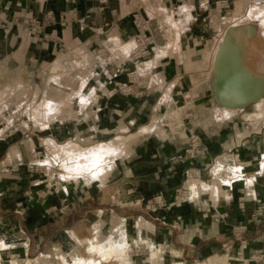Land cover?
I'll list each match as a JSON object with an SVG mask.
<instances>
[{"label":"rangeland","instance_id":"374dc122","mask_svg":"<svg viewBox=\"0 0 264 264\" xmlns=\"http://www.w3.org/2000/svg\"><path fill=\"white\" fill-rule=\"evenodd\" d=\"M186 10H190L189 7ZM186 10L184 8L180 12L187 13ZM209 10L211 16L202 17L188 13L177 16L174 11L173 17L159 10L147 15L135 13L136 33L132 37L106 33L100 45L91 49L72 48L46 59L26 47H30L32 41L26 29L13 34L10 48L6 51L7 58H0V184L6 189L14 184L24 186V200L33 195L27 192V187L33 183L63 195L71 185L74 188L89 185L108 190L123 178L120 176L125 174L131 154L146 133L172 130L178 134L182 131L178 125L174 128L176 125L169 121L163 110L140 127L129 119L119 128H104L106 117L102 114L106 109L103 103L112 97L105 89L112 74L108 66L114 64L119 71L148 73L154 80L149 91L158 93L165 90V81L157 75L156 61L165 56L187 60L188 70L194 71L195 77L201 81L207 75L214 79L216 115L231 117L232 129L227 131L237 138V149L242 142L249 140L246 148L254 149L256 154L253 162L256 166L251 172L246 171L245 163L239 165L234 160L229 166L215 163L202 178H195L199 186V192L196 189L198 193H195L199 197L197 205L205 206V200L210 199L208 197L212 200L221 195L228 197L234 182H248L250 179L253 183L254 178L264 177V77L249 68L258 72L264 66V0H213ZM256 13L258 17L254 16ZM139 34L150 39L151 53L137 61L130 58V53ZM250 36L254 39L251 40ZM243 45L249 49V55L244 53ZM2 51L3 55L5 52ZM154 58L156 60L152 61ZM145 126L151 129L142 134L140 131ZM100 144L109 145L115 151L102 159L99 166L104 169L102 174L76 176L72 173L64 176L68 174L66 165L71 168L87 163L85 155ZM202 182L206 183L205 186L217 185L218 195L204 189ZM102 211L101 217L96 211L90 213L97 221L84 224L86 229L94 227L101 230L98 240H77L71 232L74 247L68 256L45 257L38 254L23 258L19 254L18 259L13 257L18 253H13L10 239L9 246L2 252L0 264H11L12 259L19 260L20 264L29 259L32 264H81L84 260L80 262L77 257L81 254L98 260L99 254L91 248L92 243H105L109 233L116 237L114 228L118 218L124 219L132 264H163V256L169 258L164 245L150 240L159 249L155 257L150 258V248L139 242V238L149 241L144 238L146 234L141 228L145 224L143 219L128 220L118 211ZM134 226L140 227L139 230ZM3 231L0 227V239ZM37 256H40L37 261L32 260ZM168 264L197 263L172 260Z\"/></svg>","mask_w":264,"mask_h":264},{"label":"crops","instance_id":"0c3cea01","mask_svg":"<svg viewBox=\"0 0 264 264\" xmlns=\"http://www.w3.org/2000/svg\"><path fill=\"white\" fill-rule=\"evenodd\" d=\"M212 2L0 0V58H7L12 35L22 28L32 38L30 47H26L46 59L72 48L91 49L100 45L106 33L132 37L136 33L135 13L147 15L159 10L169 16L173 11L177 16H211L209 5ZM187 7L190 10H186ZM184 8L188 14L180 12ZM2 50L5 52L3 55ZM156 62L155 69L159 78L165 81V90L158 93L147 90L140 98L126 96L116 87V82L127 83L132 71H119L116 65L109 64L108 71L112 74H109L105 89L112 97L103 103L106 109L102 114L106 117L103 126L119 128L132 119L135 126L140 127L163 110L169 121L176 125L174 128L179 126L182 131L178 134L172 130L146 133L131 154L125 174L120 176L125 180L119 178L108 190L89 185L74 188L71 185L63 195L33 183L27 187V192L33 195L24 200V186L14 184L6 189L0 184V227L5 230L3 236L9 233L13 238V253L23 258L38 254L45 257L68 256L74 247L70 233L88 214L106 210L111 213L118 211L128 220L143 219L144 238L167 246L169 258L163 256V264L172 260L197 264H264V218L252 220L258 206L253 198L257 196L264 200L263 175V178H254L253 183L234 182L226 198L221 195L212 200L207 196L210 199L205 200V206L188 202L168 205L177 188L186 183L187 169L194 168L195 176L202 178L215 163L229 166L234 161L233 153L238 151L241 161L246 164V171L251 172L256 166L253 164L256 154L254 149L246 148L249 140L242 142L237 149V138L227 131L232 129L231 117L216 115L212 77L207 75L205 80H199L194 71L188 70L187 60L175 56H165ZM134 89L138 91L139 88L135 85ZM178 116L181 120L177 119ZM191 133L200 137L208 153L195 159H182L180 156L188 146ZM157 194L163 195L167 205L149 209L148 201ZM241 199L244 200L243 205H240ZM241 225L247 227L245 242L236 236ZM174 249L178 254H173Z\"/></svg>","mask_w":264,"mask_h":264},{"label":"bare ground","instance_id":"6f19581e","mask_svg":"<svg viewBox=\"0 0 264 264\" xmlns=\"http://www.w3.org/2000/svg\"><path fill=\"white\" fill-rule=\"evenodd\" d=\"M254 16L258 17L257 13ZM250 38H251V40L254 39L251 36H250ZM243 51L247 55L250 54L249 52H247V51H249V49L245 48L244 45H243ZM261 65L263 66L262 63H261ZM249 68L254 73H257V74H259V75L264 77V66L261 67V69L258 72H255L252 69V67H250V66H249ZM258 80H259V78H258ZM47 108L50 109V107H47ZM149 127L150 126L143 127L142 131H140V132H142V134L146 133L147 131H149L151 129V127L150 128ZM113 152H115L114 148L110 147L109 145H105V144L104 145H102V144L97 145V147H95V149L88 151V153L85 155V157L87 158V163L82 164V165H77V166L71 167V168H69V166L66 165L65 169H67L66 171H68L67 172L68 174L64 175V176L67 177L68 175H70L72 173H74V175H76V176H79V175L80 176H82V175L85 176L87 174L90 175L91 173L98 176V174H100V173L102 174L103 171H104L103 167H101V168L99 167L101 165L102 159L104 157H106L107 155L113 153ZM216 167L219 168L218 165ZM216 167H215V170L217 172L218 169ZM262 172L264 173V163L262 164ZM226 180H228V179H226ZM248 181L251 182L250 179H248ZM186 184H188V187H190L191 190L194 193H196L197 191L199 192V189H198L199 186H198V181L197 180L196 181L194 179L193 180H189V181H187ZM202 184H204V185H201L202 187H204V189H209L212 193H215L216 196L218 195V187H217V185L214 184L213 186H211V185L207 184L208 186H205L206 183H203V182H202ZM196 189H197V191H196ZM96 213L98 214L97 216L100 215V217H101V215L103 214V211L102 210H97ZM123 220H124L123 218H120V219L118 218V221H116V225H115V228H114V231L116 233V237L118 236V239H116V237H114L112 233H109L105 243H101L100 241H98L96 243H92V247L91 248L94 250V252L97 255L99 254V259L96 260V259H93L91 257L86 258L85 255H83V254L77 255V257H78L80 262H82L84 260L81 264H103V263L132 264V261H131V258H130V250H129L130 248H129L128 244L126 243V238H125L126 234H127V229L125 228ZM95 221H97V220L95 219L94 215H92V214H90L85 219H83L81 224H79L72 231L73 235L78 238L77 240H80V239L84 240V239H88V238L91 239V240H98L101 230L95 229L94 227H89L87 229L84 227L85 226L84 224L95 222ZM82 234H84L85 236L82 237L81 236ZM10 239H11V237H10L9 234L8 235H4L0 239V262L2 260V252L5 251L7 249V247L9 246L8 243H10L9 242ZM139 242L145 244L146 248H150V253H151L150 258L155 257V255L159 252L158 246L154 247V244L150 243V241H147L145 239L139 238ZM173 254H175V255L178 254L176 249L173 250ZM27 261H28L27 262L28 264H32L33 263V261H31V259H29ZM65 262H66V260H65ZM11 264H20V262L17 259H15V260L12 259V263ZM200 264H201V262H200Z\"/></svg>","mask_w":264,"mask_h":264},{"label":"built area","instance_id":"2783aa9c","mask_svg":"<svg viewBox=\"0 0 264 264\" xmlns=\"http://www.w3.org/2000/svg\"><path fill=\"white\" fill-rule=\"evenodd\" d=\"M51 13V12H50ZM151 41L148 37L144 36L143 34H139L136 36V45L132 49L130 53V58L133 60H140L146 58L151 53L150 48ZM150 78V79H149ZM129 81L125 84L116 82V87L120 89V91L126 95H134L135 97L142 96L145 91L149 90L151 84L153 83V79L150 77L148 73L139 74V72H131L128 75ZM156 83V82H155ZM138 86V91H135L134 86ZM208 153V148L202 144L201 139L198 135L191 133L189 135L188 146L184 151V154L180 156L182 159H195L200 156H205ZM235 163L237 162L239 165L244 164L241 161L240 153L236 152L233 153ZM244 166H242L243 170ZM194 168H189L186 170V182L189 180H195L197 178L193 173ZM234 182V181H233ZM231 190V188H230ZM198 195L195 194L190 187H186V183L183 184L181 187L177 188L175 192V196L173 200L168 203L169 206H176L180 205L182 202L193 203L197 205L198 202ZM254 201L258 204L256 210L252 214V220L259 221L260 219L264 218V200L261 197L255 196ZM244 200L241 199L240 205H243ZM167 203L165 198L162 194L155 195L151 200L148 201L147 206L149 209H157L166 206ZM247 227L245 225H241L237 228L236 236L239 240H243L245 242L244 232L246 231ZM165 246V245H164ZM167 246H165V249ZM15 258H20V255H14ZM12 257V258H13ZM12 261H10L11 263ZM27 264V262H25Z\"/></svg>","mask_w":264,"mask_h":264}]
</instances>
